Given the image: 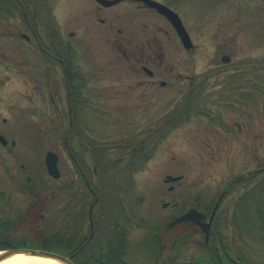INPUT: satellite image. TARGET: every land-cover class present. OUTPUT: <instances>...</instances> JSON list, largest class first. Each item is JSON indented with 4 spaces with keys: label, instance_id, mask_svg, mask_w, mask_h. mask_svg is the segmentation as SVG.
Here are the masks:
<instances>
[{
    "label": "rangeland",
    "instance_id": "374dc122",
    "mask_svg": "<svg viewBox=\"0 0 264 264\" xmlns=\"http://www.w3.org/2000/svg\"><path fill=\"white\" fill-rule=\"evenodd\" d=\"M21 1L23 8L18 0L7 8L0 0V132L8 139L7 145L0 142V248L42 246L66 255L65 243L76 247L88 234L89 206L79 199L68 219H77L81 211L84 215L77 226L67 227L61 179L51 177L45 164L53 150L61 172L75 174L63 142L71 129L76 137L69 134L68 144L87 162L90 175L97 165L98 187L115 199V228L124 225L129 232L127 260L148 263L162 250V257L175 256L173 264H264V174L251 176L264 166V0H241V30L236 44L226 50L219 44L222 35L217 41L212 35L226 19L231 25L226 37H235V5L215 8L196 0L194 50L186 55L172 46L167 52L177 59L190 56L193 65L175 71L151 68L156 77L146 76L156 86L147 87L145 102L130 98L141 90L127 87L137 75L128 74L107 39L121 36L116 28L124 27L131 7L139 21L145 11L136 9V3L125 0L98 10L93 0ZM101 14L114 17L113 34L103 33L104 24L97 19ZM213 14L219 16L218 23L209 19ZM148 15L152 21L159 19ZM223 54L232 61L221 62ZM60 59L68 62L73 80L80 72L94 81L92 88L84 86L95 93L82 100V108L67 99ZM187 75L194 77L191 96L161 84L176 80L186 88ZM143 106L148 114L142 113ZM172 114L178 121L158 128L154 118ZM144 119L146 126L140 130ZM169 174L183 178L167 182ZM171 185L186 198L194 194L191 198L201 204H214L221 191H229L215 237L184 234L193 229L182 225L168 229L178 216H168L162 207L175 193L168 190ZM26 215L28 220H23ZM157 235L163 236L164 245ZM84 250L79 261L100 264L96 249Z\"/></svg>",
    "mask_w": 264,
    "mask_h": 264
},
{
    "label": "flooded vegetation",
    "instance_id": "af4514ba",
    "mask_svg": "<svg viewBox=\"0 0 264 264\" xmlns=\"http://www.w3.org/2000/svg\"><path fill=\"white\" fill-rule=\"evenodd\" d=\"M96 3V7L98 10H102L103 8H109L106 6H103L100 4L97 0H93ZM125 1V0H124ZM127 1V0H126ZM131 1L130 3H136V9H143L145 12H140L139 15L141 17L139 18V21H136V12L134 11V8L131 7L128 11V17H126V22L124 24L123 28L117 27V24L114 21L113 16L106 15H99L98 20L99 22L103 23L104 26L102 28L103 33L106 35L113 34L114 28H116L117 35L113 39L107 38L108 40L112 41V47L115 49L114 51H117L118 57H122V62L124 63V69L128 72V74H134L137 76H133L134 82H128L127 87L128 89H135L134 87H137L138 89H141L138 94H132L130 98L133 100L136 98L144 100L147 99V87H155L156 82L153 79H147L148 77L146 75H149V77L155 78L156 77V71L151 69L154 67H164L171 71H175L177 67H190L193 65V59H190V56H181L180 59L175 58V56H169L167 52H169L170 47L176 46L179 48V51H181L182 54L189 55L195 48L194 44V27L193 24V10L195 8L196 0H156L164 5L168 6L170 9H172L174 12L178 14L180 17L182 24L184 25L190 39L192 40L193 46L191 48H187L183 39L181 38L178 30L176 27L170 22V20L161 13L158 9L149 6L144 1L139 0H128ZM198 2L203 1L204 3H211L215 5V8H219L218 5L223 4H234V24H235V37H226V31L227 26L230 28V20H228V23L225 20L218 23L219 16L213 14L212 18H209L215 23H218V27L215 29V32L212 35V38L217 41L219 39L218 36L222 35V40L219 42L220 46L223 49L229 48V46H232L233 41L237 42L238 34L241 30V0H197ZM202 2V3H203ZM215 8L213 10H215ZM210 10V9H209ZM151 15L158 16L159 19L152 21L150 19ZM98 15V13H97ZM138 15V14H137ZM148 17H147V16ZM146 18L148 20H146ZM192 19V20H191ZM32 33L37 36L36 31L32 30ZM231 36V35H230ZM217 39V40H216ZM40 48L45 52L47 49L43 44L39 45ZM61 62L64 63L63 66V73H64V82L66 85V94L68 100H75L80 108L83 106L82 100L89 99L94 96L93 90H88L87 88H84L85 85H89V88H92L94 85V81L91 79L89 80L88 77H84L81 75L80 72H76L74 74L75 80H73L72 75H70V66L67 61L64 59H60ZM232 61L231 55L223 54L221 56V62L223 63H229ZM69 72V73H68ZM78 73V74H77ZM178 79H181L182 74L179 73ZM128 77V76H127ZM130 77V76H129ZM79 78V79H78ZM86 79L83 80V79ZM184 78V77H183ZM187 84L186 88L184 85L182 86V82H179L175 80V82L172 84L169 83V81H161L162 86H170L173 87L176 92L179 90L180 95H184L187 93V96H191L193 94L192 89L194 85V77L187 75L186 78ZM178 84V85H177ZM87 85V86H88ZM187 89V91H186ZM129 94V92H126ZM149 97V96H148ZM172 98H174L172 96ZM143 110V114L147 113L149 111L147 107L140 108ZM171 117H163L160 116L154 120H158L159 124L158 128L165 129L170 126H172L171 122L178 121L176 114H172ZM164 116V115H161ZM143 121L144 124L139 125L142 129L146 123V119ZM162 122V123H161ZM161 123V124H160ZM156 123L154 124V126ZM70 126L71 123H70ZM151 126H153L151 124ZM157 128V129H158ZM139 130V131H140ZM156 130V129H155ZM71 129H67V132L64 134L63 142L68 149V151L71 154V158L74 162V170L75 174L72 173L71 176H68L67 174H63L61 172V187H60V195H61V202L65 211L64 217L66 226H71V223H75V225H78V220L81 219V217L84 215L83 211L79 213V216H77V219H74L73 221L71 219H68V217L71 216V211L76 207V205L79 204V199L81 203L83 202L84 205H88V211H87V217L89 220V230L88 234L84 236L83 240L77 245L76 247H72V244L65 243V248H67V255L74 258H83L84 253L88 250H84L86 247H91L92 250L96 249V254H98L97 259L98 261H103L105 258L111 257L112 254V248L116 245V243H119L120 246L123 248V261H125L127 264H173V259L175 256L173 255H165V257H162V250H160L159 253L154 255V257H151V261L149 259L147 262H140V263H133L129 260H127V250L129 248V237L126 236V234H129L128 230L124 225H122V229L120 226H116L118 228H115V220H114V214L112 211H114V204L115 199L108 196V194H104L101 188L98 187L97 182L95 181V175L98 174V168L97 165L93 167V173L90 175L88 171L87 162L83 159L82 156L77 154V151H75L73 144H68V138L69 134L71 139L73 137H76V135H71L70 133ZM69 132V133H68ZM143 138H141L142 140ZM141 145V143L134 144L132 146L133 149H138V146ZM143 145V144H142ZM125 159H122L124 161ZM24 167V165H22ZM264 174V166L258 168L255 172L251 174L252 178L257 177L259 174ZM254 175V176H253ZM79 176V178H78ZM181 178L179 180L173 181L178 182L182 180L183 176L180 175ZM30 176H27V180H30ZM247 177H241L240 181L243 182ZM82 183L85 185V189L82 188ZM175 186L171 185L169 186L168 190L170 192H175ZM28 191V190H25ZM24 191V192H25ZM83 191V192H82ZM1 194H4L0 190ZM229 191H221L219 196L217 197L214 204H211L210 201L206 202L205 204H201L199 202H196L193 198L194 194L191 193L189 198H186L185 193L183 192H175L171 193V197L169 200L162 202V207L167 210L168 216H176L178 215L173 221H171L168 224V229H173L177 226H186V228L192 227L193 230H186L184 231V234H190L193 231V234H200L204 233L207 237H215V231L217 223H219V210L221 208V203L223 198L228 194ZM254 193V191H251ZM257 192V191H256ZM165 196L168 194L165 192ZM213 205V209L212 206ZM138 206V205H137ZM138 209L134 207V210ZM180 214V215H179ZM182 216H189L193 219H189L180 223L172 224L175 220ZM23 220H28V215L24 217ZM68 224V225H67ZM116 229L118 230V233L120 235H123L125 238H120L119 234L117 233ZM178 232V230H176ZM118 235V237H116ZM158 243H162L164 245V238L162 235L155 236ZM208 238V239H209ZM66 242V240H65ZM161 245V244H160ZM102 246V247H101ZM42 248V247H39ZM162 248V247H161ZM100 250H102V253H100ZM94 252V251H92ZM107 255V257H106ZM173 256V257H172ZM153 258V260H152ZM176 260V259H175ZM175 264V262H174Z\"/></svg>",
    "mask_w": 264,
    "mask_h": 264
},
{
    "label": "water",
    "instance_id": "95a60500",
    "mask_svg": "<svg viewBox=\"0 0 264 264\" xmlns=\"http://www.w3.org/2000/svg\"><path fill=\"white\" fill-rule=\"evenodd\" d=\"M97 1H99L100 3H102L105 6H112V5H115L119 2H121L122 0H97ZM139 1H144L149 6L158 9L161 13L166 15L168 17V19L173 23V25L178 30V32H179L181 38L183 39L185 45L189 48L192 47V41L190 40V37L188 36L186 29L184 28L182 21L176 12H174L168 6L158 2L156 0H139ZM0 141L4 144L7 143V139L4 137V135L2 133H0ZM58 159H59V157H58V154L56 152L49 151L47 153L46 165H47L49 173L54 177L60 176V170L58 167ZM179 178L180 177L167 176L166 180L167 181L177 180ZM186 219H187V217L184 216V217L179 218L175 222H179V221L186 220ZM0 251H2L0 253V261H2L3 259H6L8 257H11L15 254L24 253L27 255H37V256H41V257L54 259V260H57L63 264H77L72 258H70L64 254H61V253H58L55 251H51V250L41 249V248H12V249H0ZM219 264H232V263H219Z\"/></svg>",
    "mask_w": 264,
    "mask_h": 264
},
{
    "label": "bare ground",
    "instance_id": "6f19581e",
    "mask_svg": "<svg viewBox=\"0 0 264 264\" xmlns=\"http://www.w3.org/2000/svg\"><path fill=\"white\" fill-rule=\"evenodd\" d=\"M2 251H0L1 253ZM0 264H63L57 260L37 255L18 253L0 261Z\"/></svg>",
    "mask_w": 264,
    "mask_h": 264
},
{
    "label": "trees",
    "instance_id": "16d2710c",
    "mask_svg": "<svg viewBox=\"0 0 264 264\" xmlns=\"http://www.w3.org/2000/svg\"><path fill=\"white\" fill-rule=\"evenodd\" d=\"M3 5L7 8L9 7H14L13 4L15 2H13L14 0H3ZM19 1V5L23 8V1L21 0H18ZM120 236V235H119ZM123 236V235H122ZM123 238H125L123 236ZM112 254H111V257L109 258H105L103 261H99L100 264H127L125 261H123V248L122 246H120L119 243H116L115 246H113L112 248ZM107 257V255H106ZM74 261H76L78 264H83L81 261H79L78 258H75Z\"/></svg>",
    "mask_w": 264,
    "mask_h": 264
}]
</instances>
